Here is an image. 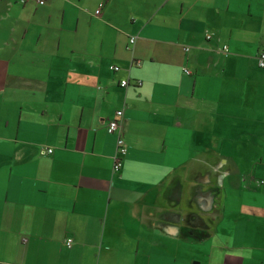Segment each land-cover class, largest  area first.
I'll return each mask as SVG.
<instances>
[{
  "label": "crops",
  "instance_id": "1",
  "mask_svg": "<svg viewBox=\"0 0 264 264\" xmlns=\"http://www.w3.org/2000/svg\"><path fill=\"white\" fill-rule=\"evenodd\" d=\"M262 51L264 0H0V263L264 264Z\"/></svg>",
  "mask_w": 264,
  "mask_h": 264
},
{
  "label": "built area",
  "instance_id": "2",
  "mask_svg": "<svg viewBox=\"0 0 264 264\" xmlns=\"http://www.w3.org/2000/svg\"><path fill=\"white\" fill-rule=\"evenodd\" d=\"M27 1H30V0H21V2H27ZM36 1H37L38 5H40V6H45L47 3V0H36ZM103 7H104V4H101L100 8L96 11V13L99 14L101 12V10L103 9ZM134 42H135V38H132L131 43L134 44ZM224 51L228 52L227 46L224 47ZM257 60H258V66L260 68L264 69V51H262L258 54ZM111 69L117 71L120 69V67L119 66H111ZM185 72L187 74L191 73L187 69L185 70ZM121 85L123 87H128L130 85V83L128 80H123L121 82ZM123 117H124V111L123 110L117 111L115 118L110 120L108 127H107L108 133L117 136V145H116L117 148H116V152L114 155V165H113V172L116 174L121 172L123 165H124V158L128 154V145H127L126 140H125L123 133H122ZM52 151H53L52 149H49L50 153ZM72 243H73L72 238L67 240V245L69 247H71ZM0 264H9V263H0Z\"/></svg>",
  "mask_w": 264,
  "mask_h": 264
}]
</instances>
